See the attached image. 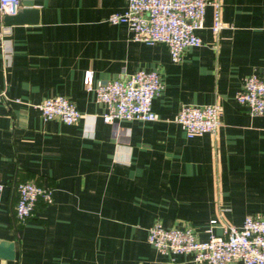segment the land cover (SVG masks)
Masks as SVG:
<instances>
[{
	"label": "crops",
	"instance_id": "crops-1",
	"mask_svg": "<svg viewBox=\"0 0 264 264\" xmlns=\"http://www.w3.org/2000/svg\"><path fill=\"white\" fill-rule=\"evenodd\" d=\"M127 5L21 0L35 11L0 20V239L15 244L0 264H196L191 253L160 252L148 228L191 226L206 239L214 218L222 233L264 214V114L237 99L248 74L264 73V0H223L219 33L209 5L197 30L203 44L180 60L166 43L136 40L127 23L108 20ZM87 69L96 81L156 70L157 119L106 121ZM56 95L83 112L76 123L44 118L39 103ZM183 103H219V129L189 137L175 119ZM23 180L51 185L54 195L21 222Z\"/></svg>",
	"mask_w": 264,
	"mask_h": 264
},
{
	"label": "built area",
	"instance_id": "built-area-1",
	"mask_svg": "<svg viewBox=\"0 0 264 264\" xmlns=\"http://www.w3.org/2000/svg\"><path fill=\"white\" fill-rule=\"evenodd\" d=\"M21 0H0V14H16ZM213 6L212 30L219 33L226 25L223 19V0H128L125 10L112 12V23H127L133 38L147 43H166L174 60H180L190 46L203 44L197 30L205 25L207 7ZM0 29V37L3 35ZM89 90L107 105L103 117L117 119L155 120L153 99L163 87L156 70L138 69L124 77L95 80L93 69L84 78ZM4 92L0 90V99ZM237 99L251 114H264V73L253 72L245 77ZM45 119L59 118L76 123L83 112L65 95L47 97L38 105ZM219 103L181 105L175 119L193 137L205 132L215 133L222 123ZM4 183H0V189ZM18 200L15 213L19 221L31 218L38 203H52L54 188L37 180H23L16 184ZM217 219L207 228L209 237L202 239L191 226L167 227L158 221L148 228V239L162 253H191L196 264H264V214H248L242 225L228 223L222 233L214 231Z\"/></svg>",
	"mask_w": 264,
	"mask_h": 264
},
{
	"label": "water",
	"instance_id": "water-1",
	"mask_svg": "<svg viewBox=\"0 0 264 264\" xmlns=\"http://www.w3.org/2000/svg\"><path fill=\"white\" fill-rule=\"evenodd\" d=\"M35 8L31 7H22L20 5L19 11L16 14H6L5 16H1L0 14V20L3 19V21L7 24H14L17 22H20L24 20V16L30 12H34ZM15 255V244L13 241H7L0 239V256L11 258Z\"/></svg>",
	"mask_w": 264,
	"mask_h": 264
}]
</instances>
